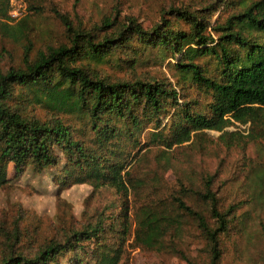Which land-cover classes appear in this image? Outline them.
Returning a JSON list of instances; mask_svg holds the SVG:
<instances>
[{"label":"trees","instance_id":"1","mask_svg":"<svg viewBox=\"0 0 264 264\" xmlns=\"http://www.w3.org/2000/svg\"><path fill=\"white\" fill-rule=\"evenodd\" d=\"M219 1L194 13L170 8L172 17L162 18L151 29L129 17L125 23L105 20L100 27L86 30L74 28L59 14L68 44L49 47L35 58L27 48L18 66L0 69V188L9 182L11 164L21 174L29 166L57 168L63 158V185L108 186L128 198L130 186H140L131 169H126L142 150L139 138L148 127V144L167 149L207 131L225 132L234 124L264 128V0H240L238 10L210 25L208 17L234 5ZM10 2L1 3L4 23L0 26L5 32H15L11 36L23 35L27 15L16 21L10 15ZM179 21L189 31L182 30ZM11 22H16L15 31L10 30ZM147 51L172 60L170 67L179 72L176 84L167 79L113 82L84 65L85 61L101 65L116 53L125 56L123 63L134 65ZM204 58L216 64L212 75L199 63ZM188 89L198 90L200 98H189ZM18 91L26 101L50 111V119L25 116L13 104ZM72 115L88 121L95 144L76 135L65 120ZM123 140H129L128 144ZM118 154L123 159L116 161ZM212 180L205 179L203 192L184 188L180 197L173 198L175 215L148 203L138 207L133 223L123 203L117 215H102L96 223L50 238L28 252L16 249L21 242L16 230L0 244V264H106L117 260L123 242L130 238L137 248L173 252L175 245L167 239L181 235L186 219L196 223L206 239L208 264H221V239L231 230L232 209L220 211ZM189 198L207 204L209 217L188 205L185 200Z\"/></svg>","mask_w":264,"mask_h":264},{"label":"rangeland","instance_id":"2","mask_svg":"<svg viewBox=\"0 0 264 264\" xmlns=\"http://www.w3.org/2000/svg\"><path fill=\"white\" fill-rule=\"evenodd\" d=\"M228 1L234 5L208 17L210 25H214L218 19L223 22L239 9L237 3L240 0ZM3 2L5 0H0V6ZM10 3V15H17L16 21L26 15L27 18L23 35L11 36L15 32H5L0 26L1 70L18 66L27 48H30L29 56L35 58L49 47L68 44V34L59 14L66 16L74 28L86 30L100 27L105 20L125 23L129 17L136 19L145 29H151L162 18L172 17L168 14L170 8L187 9L194 13L221 4L219 0H11ZM0 22L4 23L2 20ZM15 23H10V30L17 29ZM177 25L189 31L185 22L179 21ZM208 33H212L210 29ZM124 59V55L116 53L101 65L88 61L84 65L93 74L113 82L163 79L173 84L177 82L179 72L170 67L172 60H163L156 51L145 52L134 65L123 63ZM199 63L209 75L214 73L216 64L213 60L204 58ZM18 93L20 91L16 92L13 104L25 116H37L43 121L50 119V111L26 101L22 98L24 94L18 98ZM187 93L189 98H200L198 90L188 89ZM65 120L75 128L79 138L89 145L95 144V134L89 130L86 119L72 115ZM168 120L166 117L164 123ZM263 129L258 124H234L225 132L207 131L194 136L188 143L167 149L148 144V133L151 131L148 127L139 138L142 150L126 169H131L132 178L140 186L135 189L130 186L128 198L108 186L95 189L88 183L68 187L63 185V158L57 168L42 170L29 166L21 174H16L11 164L7 174L9 182L0 188V244L7 234L18 230L21 242L16 249L28 252L50 238L96 223L102 215H117L123 203L129 207L130 221L133 223L138 207L148 203H156L161 209L165 208L175 215L173 198L180 197L184 188L203 192L205 179L213 177L211 186L218 195L220 211L232 209L231 230L221 239V264H264ZM128 141L123 140V144H128ZM124 150L126 146L122 148ZM136 152L133 150V154ZM126 154L127 157L128 152ZM115 158L118 161L123 156L118 154ZM185 201L209 217L207 204L195 201V198ZM109 222L106 221L107 224ZM167 240L174 243L173 252L157 253L137 248L132 238L127 239L117 260L106 264L210 262L206 239L192 220L186 219L178 238L173 236ZM111 241L116 242L115 239ZM1 254L0 250V257ZM85 264L93 262L87 261Z\"/></svg>","mask_w":264,"mask_h":264},{"label":"built area","instance_id":"3","mask_svg":"<svg viewBox=\"0 0 264 264\" xmlns=\"http://www.w3.org/2000/svg\"><path fill=\"white\" fill-rule=\"evenodd\" d=\"M13 17H17V15L15 16V15H13Z\"/></svg>","mask_w":264,"mask_h":264}]
</instances>
